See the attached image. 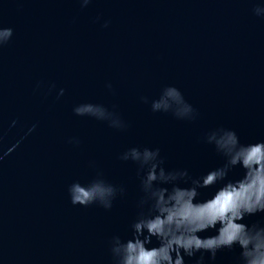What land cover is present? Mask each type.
<instances>
[{"label": "water", "instance_id": "1", "mask_svg": "<svg viewBox=\"0 0 264 264\" xmlns=\"http://www.w3.org/2000/svg\"><path fill=\"white\" fill-rule=\"evenodd\" d=\"M257 4L264 0H0V27L13 29L0 47V264H112L109 241L128 235L141 196L136 165L119 159L129 147H158L167 168L196 176L222 163L204 141L211 130L264 139ZM169 85L194 119L151 111ZM81 103L103 105L126 127L76 116ZM97 171L123 194L108 210L73 206L68 185ZM237 260L225 251L216 264Z\"/></svg>", "mask_w": 264, "mask_h": 264}, {"label": "clouds", "instance_id": "2", "mask_svg": "<svg viewBox=\"0 0 264 264\" xmlns=\"http://www.w3.org/2000/svg\"><path fill=\"white\" fill-rule=\"evenodd\" d=\"M89 3L81 0V7ZM253 13L264 17V6L257 4ZM12 36L11 27H0V47ZM63 94L64 89H59L58 97ZM141 99L147 103L146 97ZM151 111H171L181 120L196 116L194 107L172 85L151 102ZM72 112L106 121L112 128L126 127L101 104L81 103ZM204 141L222 163L196 176L187 168H167L158 147L132 146L120 155L122 161L136 165L141 196L128 235H114L109 241L112 264H216L217 254L225 251L237 253V264H264V223L247 220L264 217V139L245 142L236 130L218 127L206 133ZM234 169L241 170L238 176L231 175ZM67 192L73 206L98 205L108 210L124 188L97 171L90 180L72 182Z\"/></svg>", "mask_w": 264, "mask_h": 264}]
</instances>
